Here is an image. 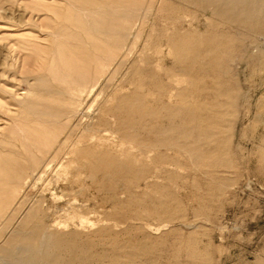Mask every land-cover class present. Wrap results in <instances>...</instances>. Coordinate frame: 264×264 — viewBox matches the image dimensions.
Listing matches in <instances>:
<instances>
[{
  "label": "rangeland",
  "instance_id": "obj_1",
  "mask_svg": "<svg viewBox=\"0 0 264 264\" xmlns=\"http://www.w3.org/2000/svg\"><path fill=\"white\" fill-rule=\"evenodd\" d=\"M108 1L0 0V156L7 151L26 155L29 150L40 159L34 174H30L20 191L27 197L24 208L37 201H42L44 208H64L59 198L69 189L68 182L73 180L69 174L74 166L69 161L73 143L69 141L52 159L63 135L56 127H48L29 117L26 107L30 104L59 106L66 87L60 73L63 66L61 42L65 38L70 42L78 38L84 44L94 28L91 20H103ZM134 1L140 2V11L122 54L128 55V61L136 59L141 62L139 65L149 66L160 75L163 68L174 62L165 47L167 33H203L210 23L202 14L192 11H168L166 7L177 6L170 0ZM147 5L150 10L145 12ZM144 13H147L145 23L141 21ZM153 21L155 25L152 26ZM151 33L158 37L149 38ZM251 49L243 53L244 59L251 54ZM236 71L240 93L247 100L238 101L232 130L208 127L198 137L194 123L186 124L174 117L168 134L141 135L142 146H152L156 150L148 154L150 158L137 153L141 145L136 139V171L144 170L140 177L133 180L127 175L124 185L118 188L105 185L102 194L94 190L89 193L93 199V205L90 203L93 210L90 208L91 215H87L91 225L80 228L78 221L71 222L64 215L54 216V219L57 217L58 222L61 218L62 224L73 223L76 227L70 225L68 229L80 231V243L88 240L94 250L103 248L108 255L120 245L148 243L152 246V254L141 257L142 264L151 257L154 264H186L189 253L196 260L206 259L208 264H264V64L260 68L252 61L248 64L243 61ZM39 75H44L45 86L37 84L36 76ZM145 78V74L137 76L134 82L142 83ZM169 83L174 90L185 86L184 79L178 76H173ZM205 83L210 87L209 79ZM100 84L103 85L104 80ZM111 85L114 89L123 86L120 94L134 88L119 76ZM97 91L98 88L89 101H85V106ZM117 94L112 89L105 93L108 96ZM151 98L156 99V96L148 97ZM165 103L173 109L181 105L176 98L165 99ZM149 106L155 105L150 103ZM138 119L136 115V121ZM227 119L223 116L220 121ZM158 124V117L145 120L148 128ZM31 129L42 137L55 134L57 139L47 149L49 153L42 155L38 151L42 149L41 143L35 144L27 138V131ZM138 129L136 125V133ZM187 133L190 139L185 146L181 134ZM221 138H229L228 148L215 147L211 142ZM163 141L167 146L162 147L160 142ZM129 170L134 171V168L129 166ZM131 190L135 193V206H131L126 193ZM109 191L120 197L119 216H114L111 202L100 201ZM2 193L4 191L0 190ZM98 210L102 214L98 215ZM99 229L107 232L99 236L96 233Z\"/></svg>",
  "mask_w": 264,
  "mask_h": 264
},
{
  "label": "bare ground",
  "instance_id": "obj_2",
  "mask_svg": "<svg viewBox=\"0 0 264 264\" xmlns=\"http://www.w3.org/2000/svg\"><path fill=\"white\" fill-rule=\"evenodd\" d=\"M170 1L177 6L166 7L168 11H192L202 14L210 23L203 33H167L165 47L172 54L174 62L163 68L161 75L156 70L151 71L149 66L139 65L141 62L136 59L128 61V55L122 54L132 26L138 19L139 1L109 0L105 4L107 13L103 20H91L94 28L84 44L78 38L74 39L76 42L66 38L61 42L63 51L60 61L63 66L60 73L66 87L59 106L30 104L26 109L29 117H34L48 127H56L63 135V141L51 155L52 159L69 141L73 143L69 159L70 164L74 165L69 171L73 180L68 182L69 189L63 195L60 193L63 209L58 206L44 208L42 201L24 208L27 197L20 191L30 174H34L40 159L29 153V150L27 157L13 151L0 156V190L4 191L0 194V264H142L139 259L152 254V246L148 243L120 245L108 255L103 248L94 250V245L88 240L80 243L78 229H68L70 225L76 227L71 223L74 221L79 222L80 228L91 225L87 215L92 209L90 203L93 205V199L88 196L89 193L94 190L102 194L105 185L118 188L124 185L127 175L133 180L140 177L144 170L136 171V139L141 145L137 153L150 158L148 154L156 150L152 146H142L141 135L159 132L168 134L174 117L186 124L194 123L198 137L208 127L234 128L237 103L241 99L247 100L240 93L236 69L243 61L246 64L252 61L260 68L264 64V0ZM149 10L150 6L147 5L145 12ZM144 14L142 22L147 18V13ZM151 24L155 25L154 21ZM152 36L156 39L158 34L151 33L149 38ZM246 42H249L248 46ZM160 45L162 47L164 44ZM249 47L252 48L251 54L244 59L242 55L247 53ZM143 74L146 75L145 80L136 84L134 78ZM118 76L133 85L132 91L120 94L123 86L112 88L111 81ZM173 76L183 78L185 86L174 90L169 83ZM206 79L211 81L210 87L205 83ZM103 80L104 84L101 85ZM36 81L42 86L46 84L44 75L36 76ZM97 88V93L85 106V101H89ZM109 89L118 94L105 95ZM152 95L156 99L151 98V101L148 97ZM172 98L181 102L180 107L173 109L165 103V99ZM150 103L155 106H149ZM136 115H139L138 121ZM223 116L228 119L221 122ZM153 117H158V126L146 127L145 120ZM204 124L207 125L204 127ZM136 125L139 128L137 133ZM27 132L29 140L35 144L41 143L42 149L38 151L42 155L49 153L47 149L57 139L55 134L42 137L34 129ZM181 137L186 146L190 139L189 133L185 136L181 134ZM211 142L215 147L228 148L229 138L212 139ZM160 144L162 147L167 146L165 141ZM129 166L134 171H130ZM126 193L131 206H135L134 192L131 190ZM105 194L101 203L111 202L114 216H119L117 204L121 202L120 197L113 191ZM100 211L98 215L102 214ZM57 215H64L71 221L70 224H62L61 218L57 222V217L54 219ZM106 232L99 229L96 233L103 236ZM154 262L151 257L144 264ZM186 264H208V261L196 260L189 253Z\"/></svg>",
  "mask_w": 264,
  "mask_h": 264
}]
</instances>
